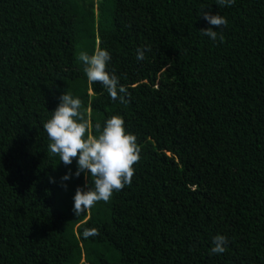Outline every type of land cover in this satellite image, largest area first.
<instances>
[{
    "label": "trees",
    "instance_id": "trees-1",
    "mask_svg": "<svg viewBox=\"0 0 264 264\" xmlns=\"http://www.w3.org/2000/svg\"><path fill=\"white\" fill-rule=\"evenodd\" d=\"M97 49L124 103L87 80ZM64 92L85 138L120 116L140 149L131 184L78 215L91 177L61 187L75 159L43 130ZM0 264H264V0H0Z\"/></svg>",
    "mask_w": 264,
    "mask_h": 264
},
{
    "label": "clouds",
    "instance_id": "clouds-1",
    "mask_svg": "<svg viewBox=\"0 0 264 264\" xmlns=\"http://www.w3.org/2000/svg\"><path fill=\"white\" fill-rule=\"evenodd\" d=\"M234 2L235 0H216V5L230 7ZM202 15L210 27L200 30V33L212 41L219 38L223 42V34L218 33V30L226 26V18L204 11ZM148 51L150 48L147 46L137 48L136 60L143 61L146 58L145 52ZM79 60L84 65V74L89 82H100L112 100H116L118 94H124L119 99L121 103L125 102L124 96L127 95L125 87L120 85L114 73L107 70L111 60L108 50L97 49L91 56L81 53ZM59 99L60 103L51 112V118L43 124V130L50 141L48 144L50 153L58 157L60 163L69 166L75 159V172L68 169L60 178L61 187L66 188L67 185L63 182L80 177L81 173L88 180L91 177L92 186L86 184L84 188L78 187L72 197V210L78 215L99 201L108 202L114 192L131 184L134 175L133 165L140 159V149L135 135L125 130L124 120L120 116H112L105 120L102 129L97 124L96 130L99 135L95 137L88 135L85 138L88 124L80 113L81 100L65 92ZM228 243L226 236L215 235L212 238L210 253L223 254Z\"/></svg>",
    "mask_w": 264,
    "mask_h": 264
}]
</instances>
